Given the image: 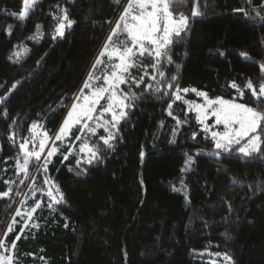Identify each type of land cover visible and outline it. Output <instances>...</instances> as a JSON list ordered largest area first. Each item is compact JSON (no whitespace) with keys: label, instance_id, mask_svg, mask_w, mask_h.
I'll use <instances>...</instances> for the list:
<instances>
[{"label":"trees","instance_id":"obj_1","mask_svg":"<svg viewBox=\"0 0 264 264\" xmlns=\"http://www.w3.org/2000/svg\"><path fill=\"white\" fill-rule=\"evenodd\" d=\"M124 1L40 0L21 21L12 14L23 0H0V97H5L0 103V192L11 188L8 197H0V240L5 241L0 252L5 250L11 264H229L224 254L231 264H264V151L248 158L235 151L212 155V139L200 129L194 113L183 100L164 95L165 90L176 91L165 88L175 75L174 84L181 90H204L210 97L235 98L264 111L251 90L241 97L230 86L234 81L243 88L251 79L258 90L264 80V22L253 11L261 0H169L174 17H188V27L173 37L168 52L172 62L165 58L159 66L165 77L157 75V81L163 83L150 79L155 75L153 57H135L137 66L130 69L129 80L148 75L139 87L122 85L138 99L121 122L114 147L99 141L105 135L100 129L89 141L98 144L100 161L82 164L87 171L77 175L80 142L77 154L63 161L77 126L67 142L56 143L60 151L47 172L30 160L20 182V144L31 124L37 122L54 136L116 26ZM197 2L202 15L193 17ZM62 8L76 23L54 40L59 23L54 17L63 14ZM257 10L264 16V9ZM36 25L42 35L30 40ZM20 47L27 51L11 61L8 56L15 57ZM150 83L161 91L146 92ZM176 119L182 123L173 138ZM186 154L193 163L181 173ZM45 177L59 186L65 203L47 207L51 201L45 195ZM173 185L181 191H173ZM36 201L42 207L29 219L27 212ZM13 218L16 223L8 232Z\"/></svg>","mask_w":264,"mask_h":264},{"label":"snow or ice","instance_id":"obj_2","mask_svg":"<svg viewBox=\"0 0 264 264\" xmlns=\"http://www.w3.org/2000/svg\"><path fill=\"white\" fill-rule=\"evenodd\" d=\"M39 3V0H23L22 10L18 14V18L21 21H25L35 5ZM138 8L139 13L135 14L134 9ZM150 9V10H149ZM257 9H264V0L257 6ZM256 11V15L260 17L264 22V16H261L259 10ZM239 11L244 12L245 16L248 15L244 9ZM62 16L54 17L58 19L59 23L56 24L53 39L57 37L63 38L65 36L66 29L72 28L76 21L69 18L67 9H61ZM192 16L197 17L202 15V11L199 8L198 2L194 3L192 7ZM123 25V27H121ZM40 25H36V33L29 36L28 39L36 40L42 33L40 32ZM188 27V17L181 14L179 19H176L170 11L169 0H129L128 5L123 9L122 14L116 21V26L112 28L111 34L108 36L102 50L96 57L95 62L92 64V70L87 74L86 79L83 82L82 87L79 89V93L75 96V102L72 103L70 109L67 112L59 130L56 132L54 139L48 136V133L42 132V135L35 132L40 125L34 124L30 131L33 133L31 140L25 139L20 144V150L23 153V164L17 163L18 172L23 171L25 176L28 174V165L30 160L35 159L37 162V169H42L47 172L48 165L51 162V158L60 151V146L56 144L57 141L63 145L67 142V139L72 135V130L79 126V134L75 136V140L71 141L68 145L67 152L63 155V161H67L69 156L76 155L77 142L79 143V155L76 160L77 168L80 171L77 175L85 173L87 169L81 167L82 164L93 165L100 161V149L98 144H91L90 138L95 137L100 129L103 130L105 135L99 136V141L103 142V145L109 149L114 147V142L119 138V126L122 121L127 119L128 109L134 107V102L138 97L131 91L125 92L121 85L135 84L137 87L144 81L147 72L140 76L139 79L135 77L129 80L131 76L130 69L136 67L135 57L137 55H148L154 58L155 63L151 65L155 72V75L150 77L151 80L156 81L158 84L163 83L162 80L157 81V75L161 78L165 77V73L159 70V66L166 58L168 63L172 62L171 55L168 54L169 46L174 43L173 37H180L182 33ZM9 35L12 33V26L9 25L6 30ZM119 32H125L127 39L120 41L117 46H112L113 37ZM129 42L130 45L129 46ZM27 51L21 48L20 51L14 52L13 56L17 57V60L23 52ZM223 55V53H221ZM241 55L248 57L246 54ZM107 56L108 64L105 68H111L110 72L105 71L102 77L95 76L96 68L104 63L101 59ZM12 59V56L9 57ZM116 61L113 63L112 61ZM37 64L40 63L38 60ZM179 67V66H177ZM260 70L264 73V63L260 64ZM103 80V84L96 86L94 81ZM177 77L173 75L171 79L165 85V88L170 90L173 87L176 88L175 92L165 90L164 95L174 96L175 100H182L183 97L180 92L187 93L189 91L196 92L195 89H180L178 84H174ZM19 82L12 85L9 89L11 92L17 87ZM230 86L236 89L239 96L245 94V90H251V95L255 99L257 105L264 104V80L259 84L258 90L254 87L253 81L249 79L243 88L238 86L234 81ZM88 90L87 93L85 90ZM147 91L160 92L159 87H155L153 84H147L145 86ZM198 96L204 97V104L192 105L189 103V110H195L197 112V120L203 125V131L208 133L211 131L210 126L205 123L208 115H212L215 118L216 125H223L224 131L216 132L211 131V137L214 141L215 151L212 153L214 156H220L223 152L235 151L240 156L248 158L254 155H259L264 151V138H262L260 131H264V111L258 110V108L249 107L246 104L236 103L235 98L233 101H225L220 97L215 100L208 98L207 93L197 92ZM7 95V94H6ZM5 97H0V103H3ZM106 101V103H102ZM173 104H168V115L172 116ZM4 115L7 116V110ZM106 117H110L106 118ZM175 119V117H173ZM181 121L176 119V127L173 128V138H175L176 132L179 130ZM193 138L196 137L194 132ZM39 138V144L37 148L36 139ZM51 143V147L47 149L45 153L46 145ZM31 144L32 148L29 150L28 145ZM145 153L143 148L140 151V157L143 159ZM187 155V159L184 162V167L181 168V173L187 171L193 163V157ZM196 155H200L199 152ZM62 161V162H63ZM70 171L72 169H69ZM35 179V178H33ZM5 183H11L6 181ZM23 183V181H21ZM44 183L48 185V190L45 195L51 201L47 207L52 209L55 205L65 203L64 194L61 192L58 185L51 181L49 177H45ZM183 184V181L181 180ZM34 187V185H32ZM173 191H181L173 185ZM37 191H41L37 189ZM11 192V188L8 191L0 192V197H8ZM35 195V193H33ZM19 195V193H17ZM187 199V196L185 197ZM23 203V201L21 202ZM42 207L41 201H36L35 206L31 211L27 212L29 219L32 218V214ZM17 216L22 215L19 209L16 212ZM16 223L13 218V223L8 225V232L13 230V226ZM27 225V221H25ZM38 227V225H33ZM68 225L65 224V227ZM23 231V229H21ZM7 236V233L4 234ZM19 239V236H17ZM5 241L0 240V247L4 246ZM13 247H15V241H13ZM217 255H220L217 253ZM224 260L231 264V257L224 254ZM0 264H11V257L5 258L0 254ZM215 264V262H213Z\"/></svg>","mask_w":264,"mask_h":264},{"label":"rangeland","instance_id":"obj_3","mask_svg":"<svg viewBox=\"0 0 264 264\" xmlns=\"http://www.w3.org/2000/svg\"><path fill=\"white\" fill-rule=\"evenodd\" d=\"M40 1V0H39ZM128 2H129V0H125L124 1V3H123V6H122V9H121V14H122V12H123V9L128 5ZM22 7H23V3H22ZM22 7H21V9L18 11V12H15V13H13L12 15H13V17H15V18H17L18 20H19V18H18V14H19V12L22 10ZM150 10V9H149ZM33 11V10H32ZM32 11L30 12V15H31V13H32ZM134 13L135 14H138L139 13V9L138 8H135L134 9ZM29 15V16H30ZM63 15V14H62ZM61 15V16H62ZM176 19H179V17H175ZM121 27H123V25H121ZM111 34V32L109 33V35ZM108 38V37H107ZM127 39V34L125 33V32H119L116 36H114L113 37V42H112V46H117V45H119L120 44V41H124V40H126ZM106 41H107V39H106ZM129 46H131L130 45V42H129ZM21 48H24V49H26V47H20V50H21ZM20 50H15L14 52H17V51H20ZM27 50V49H26ZM24 53V52H23ZM11 55H9L8 56V58L10 57ZM103 61H104V65L102 66V68L101 69H97V70H95V76H99V77H102L103 76V74L105 73V71H107V72H110L111 71V68L110 67H108L107 69L105 68V65L106 64H108L109 62H108V58H107V56H104V57H102L101 58ZM11 61H15V60H17V57H12V59H10ZM113 63H115L116 61L114 60V61H112ZM94 84L96 85V86H100V85H102L103 84V80L101 79V80H99V81H94ZM121 88H122V85H121ZM187 89H194V88H187ZM196 90V92H193V91H189V92H187V93H184L183 91H181L182 93H180V95L183 97V101H184V103H185V101H187V102H191V104L192 105H195V104H204L205 103V100H204V97H202V96H198L196 93L197 92H205L206 93V91H204V90H198V89H195ZM87 89L85 90V92L87 93ZM186 94H193L195 97H190V96H187ZM218 97H220V98H222L223 100H225V101H233V99H228V98H225V97H221V96H218ZM208 98L209 99H211V100H215L217 97H210V96H208ZM74 102H75V100H74ZM73 102V103H74ZM235 102L236 103H242V104H245V103H243V102H240V101H237V100H235ZM186 104V106H187V109L189 110V107H190V105H189V103H185ZM72 105V104H71ZM71 105H70V107H71ZM247 105V104H246ZM249 106V105H248ZM70 107L68 108V110L70 109ZM250 107V106H249ZM190 111V110H189ZM68 112V111H67ZM191 112H193L194 113V115H195V118H196V120H197V112L195 111V110H192ZM67 115V114H66ZM66 117V116H65ZM64 120V119H63ZM63 120H62V122H63ZM62 122H61V124H62ZM197 122H198V124L200 125V129L203 131V125H201L200 123H199V121L197 120ZM205 123H207L209 126H210V128H211V131H216V132H223L224 131V128H223V125H216V123H215V118L212 116V115H208V118H207V120L205 121ZM34 124H37V125H39L37 122H33L32 124H31V126H30V129L32 128V126L34 125ZM61 124H60V126H61ZM60 126L58 127V129H57V131L59 130V128H60ZM30 129H29V135H28V137L26 138V139H28V140H31L32 139V137H33V133H32V131H30ZM46 130L44 129V128H42V127H37L36 129H35V132L36 133H39V134H41L42 135V132H45ZM56 131V132H57ZM211 131L210 132H208V133H205L204 131V133L206 134V135H208L211 139H212V137H211ZM47 132V131H46ZM56 134V133H55ZM55 134H54V136H49V134H48V136L50 137V138H53L54 139V137H55ZM79 134V131H78V133H77V135ZM260 134H261V136H262V138H263V133H262V131H260ZM39 138H40V136H37V139H36V144H37V148H38V144H39ZM58 142V141H57ZM56 142V143H57ZM212 142H213V144H214V141L212 140ZM23 143V142H22ZM51 147V143H49L48 145H46V150H45V153H42V156L43 155H45V154H47V149L48 148H50ZM28 148H29V150H31V148H32V145L31 144H29L28 145ZM21 155H23V153L21 154ZM23 159H24V157H22ZM32 160H35V159H32ZM20 173V175H21V179H20V182L24 179V177H25V173L23 172V171H20L19 172ZM20 195H22V193H20ZM21 197V196H20ZM0 254H2L5 258H8V255L5 253V250H3V251H1L0 252Z\"/></svg>","mask_w":264,"mask_h":264}]
</instances>
